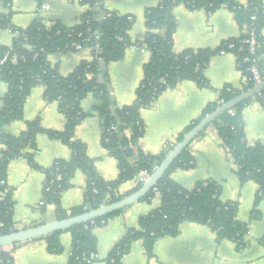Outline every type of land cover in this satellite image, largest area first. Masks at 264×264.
<instances>
[{"label": "trees", "instance_id": "obj_1", "mask_svg": "<svg viewBox=\"0 0 264 264\" xmlns=\"http://www.w3.org/2000/svg\"><path fill=\"white\" fill-rule=\"evenodd\" d=\"M1 1L5 4L8 2ZM67 1L77 2L88 9L80 24L73 28H67L60 23L47 28L36 19L27 29L19 30L10 26L7 17L0 15V28H10L12 33H20V37L14 38L10 50L0 48V60L6 52H10V57L13 55L18 57L17 63H13L10 59L0 66V82L7 84L8 87L7 93L0 99V140L5 147L4 150L0 148V235L17 231L12 221L11 192L6 184L8 165L19 156H24L28 162H32L33 154H27L25 151L36 150L38 134L44 133L71 150V158L68 161L57 160L46 171V180L55 173L59 174L60 178L54 182L50 191L44 192L43 201L46 205L56 206V219L62 220L122 199V196H117L115 193L118 185L134 180L139 172L146 171L151 174L168 151L205 116L254 86L252 81H248L250 78L247 73L248 64L243 62V59L249 55L244 47L241 49L242 44L237 39L224 42L216 50H184L176 53L173 49L176 22L172 9L180 3L190 10H203L206 13L227 7L233 11L238 24L245 27V31L251 28L250 16L255 15L254 28L256 34L261 35L264 32L263 0H248L245 6L237 4L235 0H160L155 8L146 10L144 18L147 32L139 42H131L128 38V31L133 23L132 20H128V16L104 13L102 9L100 12L96 11V5L99 4L102 8L105 0ZM100 13H103L105 18H101ZM95 33L99 34L100 54L96 56L93 52L92 61L80 62L66 76L60 75L57 67L52 66L48 61L50 55H63L74 51V44L89 48L95 44L92 39ZM241 37L243 39L245 35ZM231 43L235 44V48H228ZM29 47L32 50H29ZM130 47H145L150 53V60L144 66L143 79L136 90L134 103L117 108L108 89L107 67L113 62L120 61ZM220 52H231L237 56L238 66L247 78L246 83L239 89L225 87L218 99L206 106L198 119L175 137L174 143L167 152L161 156H150L138 150L137 162L133 165L129 164V159L135 156L131 146L138 143L144 131L140 110L156 100L163 91L175 87L179 82L188 80L193 81L200 88L207 87L203 71L212 56ZM262 52L264 51L261 48L254 56L249 57L259 59ZM35 53L37 56L34 58ZM20 57H24V60ZM256 65L259 73L264 76V61L259 60ZM98 75H101L102 81H99ZM161 79L164 80V84L160 83ZM37 86L44 87L46 102H57L58 110L66 121L64 130H44L40 126L39 119L36 118L26 124V130L19 136L11 135L8 131L9 125L22 119L24 102L32 89ZM88 94H92L97 101L94 111L101 120V144L118 163L119 175L112 182L102 179L88 161L84 144L73 139L75 127L86 117L80 103ZM255 98L259 99L264 108V90ZM250 100L229 110L233 115H230L229 111L224 112L212 125L223 147L235 162L236 174L240 182L243 184L252 181L258 186L250 217L256 220L259 218L257 207L264 199V145L260 143L249 145L245 140L242 111ZM118 121V132H114L112 127ZM206 129L197 138L202 136ZM129 131L133 132V136H128ZM189 147L173 162L155 186L159 191L161 205L140 217L138 228L127 231L110 252L106 264H121L131 244L136 240L142 241L145 254L151 259L154 243L164 237L177 236L179 227L184 222L209 227L216 236V242L229 241L234 244L236 250H244L248 246V223L237 220L236 203L223 202L220 199V188L214 182H198L192 190H184L171 180L170 174L174 170L193 168ZM77 170L86 176L84 201L81 206L65 212L60 208L61 194L69 187V181ZM141 186L135 185L131 193ZM155 195L151 190L140 201L149 202ZM122 211L73 226L65 231L55 232L38 240L46 242L48 252L57 254L61 252L59 236L68 232L71 234L72 243L67 264H93L98 261L94 230L105 226ZM261 243L264 247V236ZM0 264H14L8 248L0 249Z\"/></svg>", "mask_w": 264, "mask_h": 264}, {"label": "crops", "instance_id": "obj_2", "mask_svg": "<svg viewBox=\"0 0 264 264\" xmlns=\"http://www.w3.org/2000/svg\"><path fill=\"white\" fill-rule=\"evenodd\" d=\"M0 0V15L7 17L10 26L19 30L27 29L36 19L42 20L47 28L60 23L67 28L80 24L88 11L86 6L67 0ZM160 0H105L104 13H114L132 18L128 31L131 42L142 41L146 35L145 12L155 8ZM241 6L248 0H235ZM40 3L50 6L40 16L36 8ZM264 6V0H263ZM176 22L173 35V49L176 53L184 50H216L224 42L238 39L245 34V27L238 24L234 13L222 7L212 13L203 10H190L184 4H176L172 9ZM264 33V32H263ZM14 34L10 28H0V48H10ZM264 51V50H263ZM93 50L82 47L63 55H50L48 61L56 66L62 76L70 74L82 61H92ZM150 60L147 50L130 47L124 57L107 67L109 92L117 108L134 103L136 90L143 79L144 66ZM264 61V52L259 56ZM207 87L200 88L193 81L179 82L166 89L149 108L140 110L144 131L138 141L139 150L145 155L161 156L174 143L175 137L198 119L210 103L218 99L225 87L239 89L246 83V76L238 66V58L231 52L212 56L203 71ZM7 84L0 82V99L7 93ZM44 87L32 89L26 98L22 119L8 127L13 136L26 130V124L38 118L44 130L62 131L65 118L59 112L57 102L48 103L44 99ZM97 104L92 94L80 103L86 117L75 127L73 139L84 144L86 157L95 171L106 182H112L119 175L118 163L101 144V120L94 108ZM245 140L249 145H264V108L257 98H252L243 108ZM169 152V151H168ZM33 154L32 162L13 159L7 169L6 184L11 192L12 221L16 230L53 222L56 219V206L38 208L44 200L46 171L57 160L68 161L71 150L58 140L40 133L36 137V150H26ZM193 168L177 169L170 178L184 190H192L198 182H214L220 188L223 202L237 205L236 218L248 223V249L238 252L228 241L216 242L214 232L207 226L184 222L175 237H164L153 246V257L148 259L141 240L134 241L121 264H264V199L257 209L259 218L249 221L258 186L247 181L241 183L236 174V165L231 155L222 145L213 125L195 139L189 147ZM135 181L118 185L117 196L131 194ZM86 193V176L80 170L74 173L69 187L62 192L60 208L69 212L83 204ZM161 205V198L155 195L149 202L138 201L125 208L105 226L94 230L98 261L93 264H106L110 252L129 229L138 228L140 217L149 214ZM61 252L54 254L47 250L44 240L30 241L8 247L14 264H67L70 257L72 237L68 232L59 236Z\"/></svg>", "mask_w": 264, "mask_h": 264}, {"label": "water", "instance_id": "obj_3", "mask_svg": "<svg viewBox=\"0 0 264 264\" xmlns=\"http://www.w3.org/2000/svg\"><path fill=\"white\" fill-rule=\"evenodd\" d=\"M263 49V48H262ZM264 90V80L251 89L242 92L229 102L221 105L211 114L205 116L197 125H195L183 139L178 142L164 157L161 163L150 174L148 179L145 180L143 185L135 192L123 197L122 199L100 206L97 209L87 211L83 214L69 217L62 220H55L53 222L45 223L42 225L17 230L13 233L0 235V249L12 247L14 245L23 244L30 241H35L45 238L55 232L65 231L76 225L86 224L94 221L95 219L104 217L117 211L124 210L125 208L137 203L145 197L155 186L158 181L164 176L173 162L181 155V153L190 146V144L203 132L207 127L211 126L213 122L224 112L231 110L236 105L252 99L259 95Z\"/></svg>", "mask_w": 264, "mask_h": 264}, {"label": "built area", "instance_id": "obj_4", "mask_svg": "<svg viewBox=\"0 0 264 264\" xmlns=\"http://www.w3.org/2000/svg\"><path fill=\"white\" fill-rule=\"evenodd\" d=\"M50 8V6L48 4H44V3H40L37 8H36V15L40 16L42 13H44L45 11H48ZM101 8L100 5H96V11L100 12ZM100 17L101 18H105V15L102 13H100ZM40 20V19H39ZM128 20L131 21L132 18L128 17ZM250 24H251V28L245 31V38L242 39V37L238 38V42L242 44L241 49L244 47V49L247 51L249 56H254L261 48H263L264 50V33L261 35H257L255 28H254V24L256 21V17L255 15H251L249 18ZM41 24H43L44 22L42 20H40ZM14 34V38H18L20 37V33L15 32ZM92 39L95 42V44L91 45L89 48L91 50H93L94 54L97 56L98 54H100V48L98 45V39H99V34L95 33L92 35ZM83 46H81L80 44H74L73 45V49L74 51L80 50ZM136 49H141V50H146L145 47H134ZM229 49H233L235 48V44L231 43L229 44ZM240 49V50H241ZM10 50V48H9ZM29 50H32L29 47ZM220 53H225V52H220ZM37 56V54H34V58ZM249 56L245 57L243 59V62L248 64L247 67V73H249L250 78H248V81H252L254 86L257 84H260L263 80H264V76L262 74L259 73V68L256 65V62L259 61V59H255V58H250ZM12 60L13 63H17L18 61V57L16 55H13L10 57V52H6L3 57L0 60V66L4 65L7 61ZM20 59L24 60V57H20ZM99 60V59H98ZM100 62V60H99ZM101 69L103 68L102 65L100 64ZM98 79L99 81H102L101 75H98ZM247 81V79H246ZM160 83L164 84V80H160ZM109 89V87H108ZM229 90V89H228ZM155 102V100H153L148 106H146L145 108H149L150 106H152V104ZM1 107V104H0ZM144 109V108H142ZM230 115H233L232 111H229ZM119 125V121L117 122V124L115 126L112 127V130L114 132H118V128L117 126ZM128 136L131 137L133 136V132L129 131L128 132ZM0 148L1 149H5V147L2 146L1 140H0ZM135 156H133L132 158L129 159V164L133 165L137 162V152L139 150V144H134L131 146ZM16 159H20L22 161H25L26 158L24 156H19ZM27 161V160H26ZM150 176V174L146 171H142L139 172L137 176H135L134 181L135 184L138 185H143V183L145 182L146 179H148V177ZM59 174L55 173L49 180H46V186L44 187V192H48L50 191L51 186L54 184L55 181L59 180ZM2 184H4V182H2ZM152 191L154 192V194L159 195V191L156 188H153ZM107 204H103L101 206H104ZM43 206H46V203L44 201L40 202L38 205V208H41Z\"/></svg>", "mask_w": 264, "mask_h": 264}, {"label": "rangeland", "instance_id": "obj_5", "mask_svg": "<svg viewBox=\"0 0 264 264\" xmlns=\"http://www.w3.org/2000/svg\"><path fill=\"white\" fill-rule=\"evenodd\" d=\"M249 221H254V220H252V219H250ZM229 242V241H228ZM232 244V243H231ZM233 246H234V244H232ZM235 247V246H234ZM248 247H249V243H248V246H246V248L245 249H248ZM244 249V250H245ZM238 252H241V251H243V249L242 250H237Z\"/></svg>", "mask_w": 264, "mask_h": 264}]
</instances>
